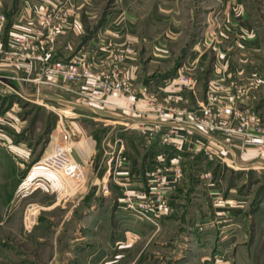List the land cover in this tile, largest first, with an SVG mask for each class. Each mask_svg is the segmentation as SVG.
Here are the masks:
<instances>
[{
  "label": "crops",
  "instance_id": "crops-1",
  "mask_svg": "<svg viewBox=\"0 0 264 264\" xmlns=\"http://www.w3.org/2000/svg\"><path fill=\"white\" fill-rule=\"evenodd\" d=\"M90 2L50 0L49 7L53 13L57 9V15L66 13L69 23L73 21L77 25L81 9L89 7ZM208 5L204 9L206 13L200 17L201 28L196 34L198 37L195 36L197 42L191 43V51L174 66H168L174 55V45L185 32L178 19V0H116L115 9L100 21L94 34L85 40V45L103 60H107L112 49L133 47L136 54L127 59L123 71L132 80L136 93L156 91L163 97H171L174 106L197 109L200 114L203 113L200 107L207 102L210 81L222 82L226 75L240 84L260 79L258 88H249L247 102L264 116V34L251 8L246 0H208ZM44 6L43 0H0V14L7 19L1 35L4 51L18 50L14 34H34L43 27L41 14L45 12ZM64 32L53 44L55 59L66 60L73 54L69 52L67 42L75 31L68 29ZM46 34L45 30L44 41L47 40ZM45 50L39 49L35 53H44ZM32 51L27 52L32 55ZM142 55L148 56L144 62L141 61ZM17 62L11 64L0 55V137L7 141L4 144L5 159L0 157V169H4L2 176L11 182H4L7 188L4 195H0L7 201L2 205L4 214L0 217V226L7 224L8 216L19 212L24 214L29 203H36L41 211L36 230L67 231L65 256L72 261L80 258L73 252L79 250L76 248L79 239L81 248H84L90 244L83 239L87 233L103 232L107 222L119 225L124 220L126 211L121 205L123 184L131 180L134 192L147 189L148 179L144 175L147 167L163 164L166 173L172 176L171 169L175 163L181 162L183 155L207 158L205 147L210 145L216 153L213 161L233 170L258 173L259 179H264V153L238 138L183 124L180 126L181 139L177 140L180 147L171 144V149L165 150L159 135L148 141L136 129L140 123L157 121L154 113L128 110V101L117 94L104 101H88L63 89L27 81L25 79L37 76L43 63L33 57L19 58ZM181 71L197 80L196 91L169 86L170 79ZM227 90V84L222 82L220 92L224 94ZM27 105L32 109L24 111ZM173 124L165 122L163 130ZM42 129L47 131L46 137L39 141L31 138V132L39 135L36 132ZM66 130L71 136L74 157L84 168V183L78 188L69 186L59 174L37 163L43 155L65 141ZM118 138L125 141L121 155L125 156V164L118 169L120 174L116 176L111 170L120 150ZM160 150L166 153L161 154ZM160 156L164 158L162 161ZM207 188L211 200L219 199L225 204L217 208L216 213L236 215L248 200H252L247 189L237 191L231 184L224 189L220 182L210 181ZM58 214H61L59 222L55 220ZM66 225L71 226L65 229ZM38 242L43 245L51 243L44 236H39ZM58 243H52L54 258L60 255ZM0 244L7 245L5 241ZM81 248L78 256H85L84 261L107 262L108 254L103 246L94 253ZM114 248L118 250L121 246Z\"/></svg>",
  "mask_w": 264,
  "mask_h": 264
},
{
  "label": "rangeland",
  "instance_id": "rangeland-1",
  "mask_svg": "<svg viewBox=\"0 0 264 264\" xmlns=\"http://www.w3.org/2000/svg\"><path fill=\"white\" fill-rule=\"evenodd\" d=\"M207 3L208 0H178V19L184 25L185 32L183 38L174 45V55L168 66H174L186 52L191 51V43L197 42L195 36L201 28L200 17L206 13L204 9L209 7ZM246 3L264 34V0H246ZM115 7L116 0H91L89 7L81 9L78 24L70 21V24L60 28L57 37L65 33L64 30L75 31L67 42L70 45L69 52L74 54L85 45V40L94 34L100 21ZM50 13L54 16L52 23L58 24L60 20L55 17L57 9L55 13L50 9ZM46 32L48 36L49 31ZM146 57L142 55L141 61L144 62ZM52 59L60 60L55 59L54 54ZM27 109H32V106L27 105L24 111ZM36 133L39 135L33 132L30 135L37 141L47 136V131L43 129ZM164 146L171 149L168 144ZM0 148V157L5 159L6 146L2 137ZM180 161L182 180L167 193L169 207L157 224L124 209L126 215L119 225L107 222L103 232L86 234L87 237L83 239L90 241V244L81 248L79 239L76 248L94 253L103 246L108 254L104 264H264V179H259L258 173L233 170L203 155H183ZM0 171V195H4L3 191L7 188L4 182H11L8 177L2 176L4 169ZM210 181L220 182L224 189L230 184L237 191L247 189L252 200H248L236 215L216 213L215 210L225 204L219 199L211 200L208 196L207 182ZM6 202L0 198V217L4 214L2 205ZM26 209L24 214L19 212L8 216L7 224L0 226V243L5 241L7 244H0V264H97L95 260L90 263L84 261L85 256H78V249L73 251L80 257L76 261L65 256L67 231L42 232L36 230V225L33 229H26ZM40 216L41 211L38 219ZM55 218L59 222L61 214ZM39 236H44L51 243L43 245L38 242ZM55 241L59 242L58 248L61 250L57 258H54L55 248L52 247ZM116 246L121 248L116 250Z\"/></svg>",
  "mask_w": 264,
  "mask_h": 264
},
{
  "label": "built area",
  "instance_id": "built-area-1",
  "mask_svg": "<svg viewBox=\"0 0 264 264\" xmlns=\"http://www.w3.org/2000/svg\"><path fill=\"white\" fill-rule=\"evenodd\" d=\"M43 1L45 2V12L41 14L43 27L37 29L34 34H14L13 40L18 50L13 52L3 49L1 35L7 19L4 14H0V55H4L11 64H17L19 58L29 57L43 63L36 77L25 80L63 89L88 101H104L113 94L122 96L128 101V110L155 114L157 121L140 123L136 126V129L148 141H152L156 135H159L162 144H173L178 148L180 142L177 140L181 139L180 126L188 124L191 128L198 127L206 132L238 138L246 145H252L260 153H264V116L253 110L247 102L249 88H258L261 84L260 79H255L249 84H240L226 75L222 79L228 88L224 94L220 92L221 81H210L206 92L207 102L200 107L202 114L197 109H181L174 106L171 97H163L156 91L144 90L138 95L132 80L123 71L127 59L136 54L131 46L124 49H112L107 60L97 57L86 45L67 60H53V44L60 33V28L69 23L68 15L66 13L55 15L60 22L53 24L54 16L50 13V0ZM45 30L49 31L46 41L42 39ZM29 49L33 50L32 55L27 52ZM39 49L46 50L44 53L36 54L35 51ZM169 86L172 89L194 92L197 80L185 71H181L170 79ZM139 105L141 108H138ZM165 122L174 124L167 130H163ZM70 138V133L66 130L65 141L58 144L52 152L43 155L37 163L42 168L59 174L69 186L78 188L84 183V168L74 157ZM6 142L4 139V144ZM117 142L120 143V150L117 152L118 157L114 158L115 165L111 173L119 176L118 169L125 164V156H121L125 141L123 138H118ZM205 154L210 160L216 157L210 145H206ZM166 170L163 164L147 167L144 170V175L148 179L147 189L134 192L131 189L132 181L126 180L123 184L124 196L121 204L123 209L129 210L143 220L157 224L169 207L167 193L180 183L183 175L179 163H175L171 169L172 176H169ZM39 212L40 206L36 203L27 207L24 218L26 229H33L37 224Z\"/></svg>",
  "mask_w": 264,
  "mask_h": 264
},
{
  "label": "trees",
  "instance_id": "trees-1",
  "mask_svg": "<svg viewBox=\"0 0 264 264\" xmlns=\"http://www.w3.org/2000/svg\"><path fill=\"white\" fill-rule=\"evenodd\" d=\"M163 146H164V145H163ZM164 148H165V150L168 149V148H166L165 146H164ZM160 153L163 154V153H166V152H164V151L161 152V150H160ZM172 153H173V152H172Z\"/></svg>",
  "mask_w": 264,
  "mask_h": 264
}]
</instances>
